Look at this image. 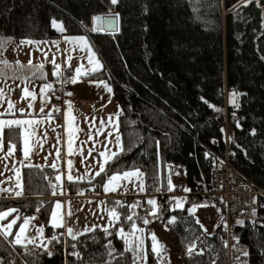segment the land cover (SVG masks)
I'll list each match as a JSON object with an SVG mask.
<instances>
[{"label": "trees", "instance_id": "16d2710c", "mask_svg": "<svg viewBox=\"0 0 264 264\" xmlns=\"http://www.w3.org/2000/svg\"><path fill=\"white\" fill-rule=\"evenodd\" d=\"M102 15L117 16L116 32L93 31V18ZM53 21L64 31L53 27ZM77 34L89 37L102 63L87 78L108 83L120 106L117 124L123 150L105 163L101 175L88 181L66 179L62 195L93 188L102 192L107 177L131 170L144 174V188L155 179L167 189L170 165L182 169L188 196L183 207L155 216L133 211L128 198L105 196L106 207L115 209L119 220L107 232L96 227L72 239L63 227L48 224L58 198L51 185L56 193L60 189L55 170L24 166L22 195L0 199V211L19 210L8 218L38 212L52 251L49 255L43 248L26 251L14 245L21 261L12 264H161L145 218L166 230L179 264H226L220 223L206 234L188 208L214 202L222 210L214 198L199 195L211 182V150L224 154L227 146L231 164L264 187V0H0V36L11 41ZM65 72L69 78L71 67ZM233 92L238 107L232 103ZM226 96L229 111L240 117L230 121L227 143L223 122L215 116ZM2 139L20 153L19 127H4ZM172 217L175 222L169 223ZM121 228L131 237L126 238L131 251L119 235ZM1 236L0 264H11L12 250ZM235 237L239 264H264V217L258 225L238 224Z\"/></svg>", "mask_w": 264, "mask_h": 264}, {"label": "rangeland", "instance_id": "374dc122", "mask_svg": "<svg viewBox=\"0 0 264 264\" xmlns=\"http://www.w3.org/2000/svg\"><path fill=\"white\" fill-rule=\"evenodd\" d=\"M110 14H114V12H110ZM66 36L86 37L92 52L95 53V58L99 61V70L101 69L102 63L86 34L64 35L58 38L45 40H22L32 41V43L11 41L8 37L0 36V38H2V42H0V62L5 60L8 62L7 64L0 63V89L3 90V96H0V113H16L13 109L11 111H6L9 108V102H11L17 108V113H22V115L15 116L16 118L13 120L34 121L31 125L25 124L19 127L21 135L20 153H15L13 150V154L8 155L9 146L6 147L4 145L2 139L3 130L0 131V173H2V175H0V182H2L0 183V188L13 189L12 193L0 192V199L17 197L15 191H20V188L16 187V173L19 172V178L22 182V168L24 166L50 167L55 170V177L57 175L61 176V181L55 179L60 189L58 193L54 195L58 198L53 202L48 224L52 226L51 212L56 210L58 213L57 221L63 224L62 227L67 233V230L71 228L74 235L77 236L91 231L96 227L102 229L111 227L114 221L110 218L107 211L110 210V208L106 207L104 202L105 198L90 199L76 197L80 199H70L67 202L59 199L63 193L62 169H64V173L67 177L69 171L68 162L71 161L72 176L74 178L84 177V179L75 180L88 181L99 171V165L105 163L106 157L101 156V152H105L110 156L112 152L118 153L121 150V139L120 143L116 142V136L119 135L120 137L117 124L120 106L112 97V91L109 92L104 87V84H107L108 88L111 89L108 83L99 79L87 78L88 75H82L76 83H68V89L65 94L67 98L64 100H58L49 96L50 90L58 88L62 81L68 78L65 74V69L69 68V64L72 72L69 78L76 75L75 69L80 65H83L84 71H89L95 66L88 62V49L84 48L82 45L65 40ZM53 42H58V44ZM45 53H47L46 56ZM69 56L71 57L70 61H68ZM53 58H55L56 63L60 65L61 74L59 77L53 75L55 71V67L51 63ZM17 61L19 63H17ZM29 61H31V65ZM41 64L43 65L42 69L38 67ZM42 75L43 78H41ZM46 83L52 84V88L46 90V97L42 98L40 90ZM25 88L36 94L35 100H33L31 96H25ZM67 93H72V95H68ZM22 97L25 98L22 99ZM226 97V102L230 103L228 96ZM68 101L71 102L70 116ZM74 101H76V104ZM30 103L32 107H29ZM42 107L44 108L43 112H41ZM21 109H23V111H20ZM57 109H59V111H57ZM49 113H51L50 117L48 115ZM62 114H64V117L61 121L60 116ZM71 117L75 119H71ZM109 118H111V123H109ZM0 120L12 119L10 117L0 116ZM101 121H104L103 127L101 126ZM98 130L101 134H97ZM33 131L35 132L34 135H32ZM70 131L71 154H69ZM229 132L230 129L228 130V133ZM109 133H111V135H109ZM26 135L28 137L30 149L28 158H25L23 152ZM90 136L91 139L89 138ZM57 150H59V154ZM89 150H92L91 155H89ZM52 164H55L56 167H51ZM178 169L179 168H173L168 165L171 176L177 174ZM122 174L123 173H121V175ZM109 177L106 178L104 185L108 183ZM113 185H118L114 191H104L108 196L133 195L142 192L139 190L140 180L136 177L113 182ZM113 185H110V187ZM143 185L145 187L144 177ZM63 195H65V193ZM56 201L61 203L60 209L55 208ZM194 206L196 210L192 214L199 220L200 225L201 220L203 222L205 220L209 221L210 226L203 225L202 228L204 231L205 229L207 230L205 231L206 234L212 233L214 228L222 221L223 215L219 205L214 202L194 204L188 209ZM69 210H71L72 213L70 216L68 215ZM21 214L22 213L19 214L21 219L18 220V223L14 225L11 230L12 235L8 236L11 238L8 239L1 236V238L8 241L11 250L17 254L18 261H21V254L14 249L13 241L15 240V234L19 231V225L23 223V217H35L27 227L26 237L22 238L23 241H28V239L33 237H35V241L37 242L44 240L48 242V245L43 247V249H45L47 253H51L52 250L49 244L50 238L45 233L39 213L35 211L23 216H21ZM15 217L16 216L12 218L7 217L4 220H0V226L6 225ZM39 227H43L44 229L42 236L37 232ZM147 228L151 229V236L154 233L157 237V241L159 242L157 247L163 245V250L157 254L160 263L179 264V259L174 255L173 242L169 238L166 230L158 227L155 220H149ZM86 229H88V231H85ZM126 238L131 240L129 235H126ZM135 242H137V245L139 244L138 238ZM29 245L30 246H26L23 250L27 249L26 251H32L39 248L37 245Z\"/></svg>", "mask_w": 264, "mask_h": 264}, {"label": "built area", "instance_id": "2783aa9c", "mask_svg": "<svg viewBox=\"0 0 264 264\" xmlns=\"http://www.w3.org/2000/svg\"><path fill=\"white\" fill-rule=\"evenodd\" d=\"M63 81L58 88L50 90L49 96L51 98L58 100L67 98L65 94L68 89V83H64ZM74 103L76 104V101ZM218 109L215 116L223 122L227 143L229 137L228 130L231 128L230 121L234 119L235 122H238L240 117L229 111L226 101L223 107ZM210 154L211 182L207 190L199 193V195L202 197H212L221 204L223 217L220 225L224 233L226 264H239L240 251L237 248L235 237L239 224L237 222L248 221L252 225L260 224L264 217V187L252 183L231 164L227 146L224 154H220L214 150H211ZM170 178L174 186L172 191H169L168 188H163L159 180L153 179L148 182L146 188L141 193L123 195L122 197L129 199V207L138 202L137 207H130L137 213L150 214L155 211L156 215H159L165 210L181 208L176 206V200H182L184 206L186 197L188 196V192L185 191L187 189L185 175L182 169L179 168L177 174ZM63 196L82 198L105 197L95 188L89 189L80 195ZM153 199L156 201L155 205L147 202ZM26 214V212L23 213V215ZM201 225L210 226V223L209 221L205 220L203 222L201 220ZM17 260V254L12 251L8 258L9 263L12 264Z\"/></svg>", "mask_w": 264, "mask_h": 264}, {"label": "snow or ice", "instance_id": "6c2138e0", "mask_svg": "<svg viewBox=\"0 0 264 264\" xmlns=\"http://www.w3.org/2000/svg\"><path fill=\"white\" fill-rule=\"evenodd\" d=\"M111 3L112 4H116L117 3V0H111ZM94 21L96 22L97 24V27H95L93 29V31H100V30H103L104 26L107 25L108 27H111L112 26V21L114 18H102V17H94L93 18ZM53 27H56L59 31L63 32L64 29L62 27V25H58L56 24L55 21H53ZM65 40L71 42V43H75V44H79V45H82L84 48H87L88 51H89V56L87 57L88 59V62L90 64H93L95 65L93 68H91L89 71H84L83 70V65H80L79 67H77L75 69V73L76 75L73 76V77H70V78H65L64 79V83H76L78 82V79L82 76V75H89L91 72H95L97 70H99V61L95 58V53L92 52L91 50V46L89 45L86 37H83V36H79V37H65ZM0 42H2V38H0ZM21 43H32V41H21ZM53 43H56L58 44V42H53ZM47 55V53H45V56ZM71 60V57L69 56L68 57V61ZM0 63H3V64H7L8 62L5 60V61H2ZM17 63H19L17 61ZM51 63L54 65L55 67V71L53 72V75L59 77L60 76V65L56 63L55 61V58H53V60L51 61ZM29 64L31 65V61H29ZM40 69L43 68V65H39L38 66ZM69 67H70V64H69ZM43 78V75L42 77ZM103 83V82H101ZM99 86V85H97ZM104 87L109 91L111 92V89L108 88L107 84H104ZM52 88V84L50 83H46L44 84V86L41 88V96L42 98L46 97V90L48 89H51ZM24 93H25V96H31L33 100H35L36 98V94L34 92H30L28 91L27 88L24 89ZM68 95H72V93H67ZM236 93L233 92L232 93V97H233V100H232V103L234 106H237L238 105H235V97H236ZM0 96H3V90L0 89ZM25 97H22V99H24ZM203 99V98H201ZM205 103H207V101H204ZM68 106H69V116L71 114V102L68 101ZM15 105L12 104L11 102H9V108L6 110V111H11L12 109H14ZM29 107H32V104L30 103L29 104ZM209 107H213L212 105H209ZM216 110H219V109H216ZM20 111H23V109H21ZM44 111V108L42 107L41 108V112ZM57 111H59V109H57ZM0 115H3L2 113H0ZM49 117L51 116V113L48 114ZM71 119H75L74 117H71ZM71 122V121H69ZM32 123H34V121H28V120H0V131L3 130L4 127H7L9 129H13L14 127H21L25 124H28V125H31ZM101 126L103 127L104 125V121H101ZM109 123H111V118H109ZM239 127V125H237ZM35 132L33 131L32 132V135H34ZM97 134H101L100 131L98 130ZM254 134V133H253ZM46 135V134H45ZM109 135H111V133H109ZM69 154H71V131L69 133ZM91 139V136L89 137ZM116 142L117 143H120V137L119 135L116 136ZM86 143V142H85ZM15 149V145L14 144H11L9 145V152H8V155H12L13 154V150ZM123 150V149H121ZM23 152H24V156L25 158H28L29 154H30V149H29V145H28V137L27 135L25 136V140H24V149H23ZM57 153L59 154V150H57ZM92 154V150H89V155ZM101 156H105V163L108 162V160H111L112 158L116 157L118 154L115 153V152H112L111 155H107L105 152H101L100 153ZM105 163H101L99 165V171L96 173L97 176L101 175V173H104L105 172ZM69 164V171H68V175H67V179L69 182H75V179H84L83 176L81 177H78V178H74L71 174V167H72V162L69 161L68 162ZM51 167L55 168L56 165L55 164H52ZM0 175H2V173H0ZM143 173L140 172L139 170H136V171H126V172H123V174H119V173H116V174H113L111 175L109 178H108V183L104 185V191L105 192H108V191H114L116 186L118 185H113V182H118L120 180H127V179H130L131 177H136L138 180H140V185H139V190L140 191H144V185H143ZM16 176H17V182H16V187L17 188H20V191H15V195L18 197V196H21L22 193H23V186H22V182L20 181V178H19V172L16 173ZM55 179L57 181H61V176L60 175H57L55 177ZM2 183V182H0ZM51 184V182H49ZM110 185H113L110 187ZM168 185H169V188L168 190L169 191H172L174 186L172 185V182H171V178L169 177L168 179ZM52 188H53V195L56 194L55 192V185H51ZM159 190V189H157ZM185 191H189L188 189H185ZM0 192H8V193H12L13 192V189L12 188H0ZM149 204L151 205H155L156 204V201L153 199V200H149L147 201ZM70 203V202H69ZM103 203V202H101ZM116 203L118 205H120L121 207H123L124 205L120 202V201H116ZM42 206V204H41ZM138 206V202L137 204H134V205H131L130 207H137ZM176 206L177 207H183V202L182 200H176ZM55 208L56 209H60L61 208V203L59 201H56L55 203ZM195 206L191 209H189L188 211L190 213H194L195 212ZM18 209H15V208H10L8 209L7 211H0V220H4L6 219L7 217H9L12 213H18ZM37 211H39V208H37ZM108 213H109V216L110 218L115 222V221H118L119 220V214L116 212L115 209H110V210H107ZM72 213H71V210H69L68 212V215L70 216ZM150 215H153L155 216L156 215V212L153 211L152 213H150ZM57 216H58V213L56 210H53L51 212V218H52V226L53 227H62L63 224L61 222H58L57 221ZM21 219V217L19 215H17L15 218H13L9 223H7L6 225L4 226H0V235L4 236L5 238H7L8 236L12 235V228L14 225L17 224V220ZM35 217H23V223L19 225V231L15 234V240H14V243L17 244V245H22L23 244V239L24 237H26V231H27V227L29 226V224L31 223L32 220H34ZM126 219L128 221H132L133 220V217L132 216H127ZM145 224L149 223V220L147 218L144 219L143 221ZM175 222V217H172V219L169 221V223H174ZM197 223H199V220L197 219ZM237 223L239 224H243V221H238ZM114 226V224H113ZM134 229L136 231H142V229H136L135 228V225H133ZM201 227H203V225H201ZM43 227H39L37 229V232L39 235H43ZM68 234L69 236L72 237V239H76V236L74 235L73 233V230L71 228H69L68 230ZM85 231H88V229H86ZM105 232L108 231L107 228L104 229ZM205 231H207L205 229ZM110 234V233H109ZM119 234L121 236L122 239H125L126 241V244H128V247L126 248L127 251H131L132 248H131V245L130 243L127 241L126 239V234L124 233V230L123 228H121L119 230ZM134 234V233H133ZM52 240H56L57 237L56 236H53L51 238ZM152 241H153V252H156L157 254H159L162 250H163V245H159V247H157V245L159 244V242L157 241V237L155 236V234L153 233L152 234V237H151ZM237 242H238V239H237ZM28 243H32V244H35V237L31 238V239H28ZM141 243H143V241H141ZM44 247H46V245H44ZM73 247H75V245H73ZM110 248V242H109V246ZM195 245H192L190 246L188 249H187V252L189 255H192V252H193V249H194ZM49 255H51V253H48ZM74 255H76V253H73ZM111 254V253H110ZM243 255L247 256L248 253L247 252H243L242 253Z\"/></svg>", "mask_w": 264, "mask_h": 264}, {"label": "crops", "instance_id": "0c3cea01", "mask_svg": "<svg viewBox=\"0 0 264 264\" xmlns=\"http://www.w3.org/2000/svg\"><path fill=\"white\" fill-rule=\"evenodd\" d=\"M61 36H64V35H61ZM16 113H10V112H7V113H2L3 115H0V116H4V117H10L12 120L13 119H15L16 117L15 116H17V115H22V113H17V108L16 107H14V109H13ZM63 117H64V114H62L61 116H60V120L62 121L63 120ZM67 179V177H66V175H65V173H64V169H62V184H63V182L65 181ZM100 194H102V195H104V196H108L107 194H105L104 193V191L102 190V192H99ZM65 195H67V194H65ZM119 196H123V195H119ZM96 198H102V197H96ZM96 198H90V199H96ZM59 199H61V200H63L64 202H67L68 200H70V199H80V198H76V197H73V196H61ZM64 232L65 233H67L66 232V230L64 229ZM13 244L14 245H17V244H15L14 243V241H13ZM29 244H32V243H28V241H23V244L22 245H19V246H22V247H24V249H25V247L26 246H30ZM46 244V242L44 241V240H41V241H35V244H33V245H37V246H39V248H43L44 247V245ZM27 250V249H26Z\"/></svg>", "mask_w": 264, "mask_h": 264}, {"label": "water", "instance_id": "95a60500", "mask_svg": "<svg viewBox=\"0 0 264 264\" xmlns=\"http://www.w3.org/2000/svg\"><path fill=\"white\" fill-rule=\"evenodd\" d=\"M97 17H102V18H114L112 21V26L108 27L107 25L104 26L103 30L104 32H116L118 29V19L116 15H102V16H97ZM94 28L97 27V24L95 21H93ZM71 237V236H70Z\"/></svg>", "mask_w": 264, "mask_h": 264}, {"label": "bare ground", "instance_id": "6f19581e", "mask_svg": "<svg viewBox=\"0 0 264 264\" xmlns=\"http://www.w3.org/2000/svg\"><path fill=\"white\" fill-rule=\"evenodd\" d=\"M242 119V118H241ZM240 258V257H239Z\"/></svg>", "mask_w": 264, "mask_h": 264}]
</instances>
